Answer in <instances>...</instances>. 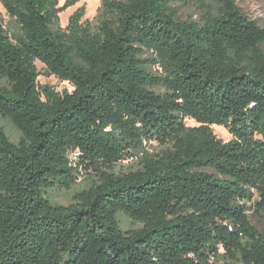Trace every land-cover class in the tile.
Segmentation results:
<instances>
[{
  "label": "trees",
  "instance_id": "1",
  "mask_svg": "<svg viewBox=\"0 0 264 264\" xmlns=\"http://www.w3.org/2000/svg\"><path fill=\"white\" fill-rule=\"evenodd\" d=\"M78 1L0 0V117L20 133L0 126V264H264V25L234 0H99L95 26L84 6L60 26ZM81 168L96 178L52 203Z\"/></svg>",
  "mask_w": 264,
  "mask_h": 264
},
{
  "label": "rangeland",
  "instance_id": "2",
  "mask_svg": "<svg viewBox=\"0 0 264 264\" xmlns=\"http://www.w3.org/2000/svg\"><path fill=\"white\" fill-rule=\"evenodd\" d=\"M235 3L245 12L251 19L256 20L260 25H264V0H234ZM64 0H59V4L62 5ZM99 0H79L74 5L66 8L59 14V24L60 26H66L70 15L80 6H84L85 13L82 18V21L87 20L91 25L95 26L97 24L96 16L99 7ZM173 6L178 8V15L180 19H197V13L195 7L190 4H179L174 3ZM0 18L10 24L8 17L5 15V11L0 3ZM146 56V55H145ZM36 67L40 72L38 76V83L39 84H48L52 85L56 91H63L66 89L67 91H71L72 87L63 81H60L56 77L50 75H46L45 67L36 61ZM4 82L0 81V86H3ZM187 125H195L192 120L186 119ZM0 126L4 129L8 137L11 141L16 142L20 137L19 131L6 119L0 117ZM213 132L216 134L217 137L227 141L230 139V135L221 126H212ZM145 149L149 152H157L159 150V146L156 143H146ZM140 154L132 157L131 159L124 160L119 162L115 165V172H126L129 170H134L137 168L138 165V158ZM74 161V158H72ZM73 165H77L74 163ZM90 171V170H89ZM77 183L70 190H58L52 189L47 191L48 197L51 199L52 203L55 204H62L68 205L73 201V195L80 190L87 188L91 182L96 178L93 175V172H85L83 168L77 173ZM96 181V180H95ZM251 221L254 225H256L259 229L264 231V217L258 220L255 217H251ZM120 227L122 229H129L132 228L133 225L128 221L127 218L120 216Z\"/></svg>",
  "mask_w": 264,
  "mask_h": 264
}]
</instances>
